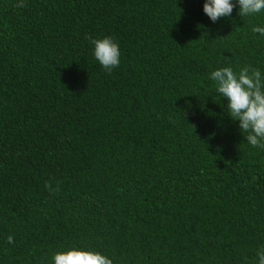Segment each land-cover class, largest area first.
<instances>
[{
    "label": "trees",
    "instance_id": "obj_1",
    "mask_svg": "<svg viewBox=\"0 0 264 264\" xmlns=\"http://www.w3.org/2000/svg\"><path fill=\"white\" fill-rule=\"evenodd\" d=\"M203 2L0 0V264L72 245L113 264H256L264 151L208 76L264 72V14L212 22ZM104 35L110 73L91 54Z\"/></svg>",
    "mask_w": 264,
    "mask_h": 264
},
{
    "label": "clouds",
    "instance_id": "obj_2",
    "mask_svg": "<svg viewBox=\"0 0 264 264\" xmlns=\"http://www.w3.org/2000/svg\"><path fill=\"white\" fill-rule=\"evenodd\" d=\"M26 0H17V7L23 8ZM234 7L241 18H254L264 14V0H204L203 12L212 21L230 17ZM251 33L257 39H264V22L250 25ZM92 58L106 72H112L121 63V49L111 36L93 38ZM208 79L218 97L223 98L222 107L232 121L238 122V129L245 141L254 149L264 151V72L258 67L244 65L238 71L231 66H221L210 72ZM9 244L14 237L7 236ZM256 264H264V245L256 251ZM49 264H113L106 253L92 247L72 245L53 252Z\"/></svg>",
    "mask_w": 264,
    "mask_h": 264
}]
</instances>
